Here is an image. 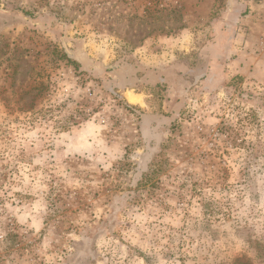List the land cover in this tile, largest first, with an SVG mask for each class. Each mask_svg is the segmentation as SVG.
I'll use <instances>...</instances> for the list:
<instances>
[{"label":"rangeland","instance_id":"obj_1","mask_svg":"<svg viewBox=\"0 0 264 264\" xmlns=\"http://www.w3.org/2000/svg\"><path fill=\"white\" fill-rule=\"evenodd\" d=\"M0 264H264V0H0Z\"/></svg>","mask_w":264,"mask_h":264},{"label":"bare ground","instance_id":"obj_2","mask_svg":"<svg viewBox=\"0 0 264 264\" xmlns=\"http://www.w3.org/2000/svg\"><path fill=\"white\" fill-rule=\"evenodd\" d=\"M126 96L130 103L137 104L141 102V97L139 95H135L132 92H128Z\"/></svg>","mask_w":264,"mask_h":264},{"label":"water","instance_id":"obj_3","mask_svg":"<svg viewBox=\"0 0 264 264\" xmlns=\"http://www.w3.org/2000/svg\"><path fill=\"white\" fill-rule=\"evenodd\" d=\"M67 49V48H66ZM68 50V49H67ZM69 52V51H68Z\"/></svg>","mask_w":264,"mask_h":264}]
</instances>
